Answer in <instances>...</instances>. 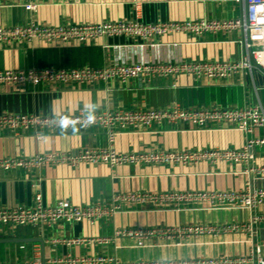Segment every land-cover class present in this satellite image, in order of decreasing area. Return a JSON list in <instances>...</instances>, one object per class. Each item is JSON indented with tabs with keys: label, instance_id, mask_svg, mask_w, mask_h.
Instances as JSON below:
<instances>
[{
	"label": "crops",
	"instance_id": "crops-1",
	"mask_svg": "<svg viewBox=\"0 0 264 264\" xmlns=\"http://www.w3.org/2000/svg\"><path fill=\"white\" fill-rule=\"evenodd\" d=\"M24 0H0V27H48L100 25L133 21L144 23L183 22L198 19L228 20L240 16L242 8L235 0H142L137 12L135 0H37L28 9ZM240 33L169 35L154 41L155 46L126 36L104 37L88 45L32 42L0 43V71H27L32 68L104 67L120 63H162L177 61H233L244 51ZM264 104V77L256 86L241 77L227 82L186 76L159 79L151 85L139 81L122 84L104 81L94 86H12L0 83V115L56 116L62 114L103 113L107 110L162 109L176 104L183 108L253 106ZM44 140L36 131L0 130V159H30L55 153L76 157L86 149L107 147L105 134L99 129L70 133L44 131ZM246 136L231 127L196 129L188 125H155L148 129L121 131L114 147L119 153L154 150L239 149ZM264 162V152H261ZM229 168V167H228ZM226 166L201 165L194 168L128 165L111 168L108 164L73 165L61 162L38 168L0 170V209L33 208L36 196L42 195L45 206L62 201L76 206L109 202L115 194H159L179 191H227L243 189L244 177L228 173ZM254 186H264V182ZM253 215L264 214V205L253 213L237 210H186L162 208L144 202L125 207L115 218L98 225L65 224L49 229L25 226L15 230L0 225V263L30 260L39 247L44 264L57 257L116 255L125 261L139 259L211 257L239 252L234 237L201 238L177 247L159 243L138 249L134 242L122 241L108 246L87 244L69 248L55 240L93 239L111 236L117 229L138 227H177L193 224L246 222ZM44 239V245L39 243ZM255 241H264V223L256 228Z\"/></svg>",
	"mask_w": 264,
	"mask_h": 264
},
{
	"label": "built area",
	"instance_id": "built-area-1",
	"mask_svg": "<svg viewBox=\"0 0 264 264\" xmlns=\"http://www.w3.org/2000/svg\"><path fill=\"white\" fill-rule=\"evenodd\" d=\"M28 9L36 8L37 0H24ZM242 12L234 19H198L183 22L144 23L139 16L133 21L105 23L100 25L48 27L39 25L0 27V43L32 42L88 45L104 37L126 36L155 46L154 41L169 35H189L193 37L207 34H241L244 54L233 61H177L175 63H120L104 67L78 68H32L27 71H0V83L12 86H94L104 81L129 84L139 81L151 85L159 79H173L180 76L196 80L206 78L217 82L247 77L256 86L259 76L264 77V0H235ZM142 0H135L138 12ZM188 125L196 129L227 126L242 132L246 138L239 149L210 150H154L137 153H119L114 144L121 131L148 129L155 125ZM101 130L107 139L104 149H86L76 157L46 153L30 159H0V170L31 169L47 164L61 162L73 165L108 164L111 168L128 165L171 166L194 168L201 165L211 167L226 166L228 173L244 177L243 189L227 191H179L159 194L128 193L115 194L109 202L87 206H76L62 201L55 206H45L42 195L36 196L33 208L18 207L0 209V225L15 230L25 226L46 227L49 229L61 223H88L98 225L115 218L147 199L149 203L162 208H184L186 210H237L253 213L264 205V186H254L264 182V104L253 106L198 107L183 108L179 105L162 109L107 110L103 113H85L56 116L19 115L4 113L0 115V130L18 132L34 130L37 139L45 138L44 131L70 133ZM264 223V214L253 215L246 222L220 224H193L177 227H138L117 229L111 236L93 239L69 238L55 240L69 248L96 244L108 246L122 241L134 242L138 249H145L159 243L177 247L201 238L234 237L238 253L211 257L195 256L186 258L139 259L125 261L116 255H97L74 257L70 253L57 257L51 264H264V241H255L256 228ZM0 264H43L39 247L30 260Z\"/></svg>",
	"mask_w": 264,
	"mask_h": 264
},
{
	"label": "water",
	"instance_id": "water-1",
	"mask_svg": "<svg viewBox=\"0 0 264 264\" xmlns=\"http://www.w3.org/2000/svg\"><path fill=\"white\" fill-rule=\"evenodd\" d=\"M38 242L41 243L42 245H44V239H39ZM43 264H44V263H43Z\"/></svg>",
	"mask_w": 264,
	"mask_h": 264
}]
</instances>
